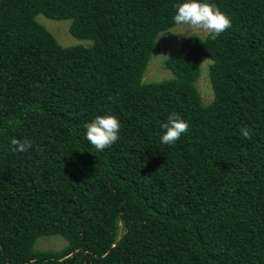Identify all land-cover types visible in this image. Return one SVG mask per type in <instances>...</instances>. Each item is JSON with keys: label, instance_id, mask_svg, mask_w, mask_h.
I'll return each mask as SVG.
<instances>
[{"label": "trees", "instance_id": "16d2710c", "mask_svg": "<svg viewBox=\"0 0 264 264\" xmlns=\"http://www.w3.org/2000/svg\"><path fill=\"white\" fill-rule=\"evenodd\" d=\"M176 2L0 0V264H264V0H211L231 27L149 80ZM106 113L120 138L98 151L85 125ZM172 113L189 127L164 145Z\"/></svg>", "mask_w": 264, "mask_h": 264}, {"label": "clouds", "instance_id": "9594fccd", "mask_svg": "<svg viewBox=\"0 0 264 264\" xmlns=\"http://www.w3.org/2000/svg\"><path fill=\"white\" fill-rule=\"evenodd\" d=\"M174 8L175 13L173 16V23L178 26H187V28L180 32L168 33L184 35V37H187L191 36L190 34H192L188 33V30L198 29L203 33L198 35L196 33L195 35L201 37L207 36V38L214 41L222 33L229 29L232 24L230 16L217 7L214 2H211V0H177ZM162 35L165 34L158 35L157 37ZM209 62L210 61L208 58H204L202 60V65L206 63V73L201 74L200 78L207 80L208 82L205 81V84L207 87L211 88L208 68ZM209 95L210 92H208L207 95L202 94L203 99L205 101H209L211 99V95L209 98H207ZM121 127V121L114 114L106 113L103 115H97L85 125V138L92 146L95 147L96 150L103 151L106 148H110L118 141L120 138ZM188 127V121L185 120L181 115L177 113L170 114L167 120L160 124V128L162 129L160 142L164 145L175 144L178 140H181L180 137L188 130ZM240 131L241 135H243L245 138L250 137V132L246 128H242ZM29 146L30 142L25 141L20 145L19 150H27ZM201 158L210 160L208 157L203 155L198 159ZM190 167L198 168L194 161L185 164V168Z\"/></svg>", "mask_w": 264, "mask_h": 264}, {"label": "rangeland", "instance_id": "374dc122", "mask_svg": "<svg viewBox=\"0 0 264 264\" xmlns=\"http://www.w3.org/2000/svg\"><path fill=\"white\" fill-rule=\"evenodd\" d=\"M37 18L54 34L57 41L61 45H63V46H71V45H77V44L83 45V46L88 45V42H87L88 40L87 41L86 40H80V39H77L76 37H74L70 34V32H69L70 20H68V19H66V20H52V19H48L43 14H39ZM186 28H187V26L175 25L174 26V29H175L174 32H180L182 30H185ZM188 33H192L190 35H195L197 33V35H198V34L203 33V32L198 30V29H190V30H188ZM183 37H184V35L174 34L172 37L174 40L173 42L169 38H166V40L161 42V46L163 48H162L161 52H159L156 55H155V53H156L155 52L153 54V56L151 57V59H152L155 55V57L153 58V61H152V65L149 67L147 73H145L146 74L145 78H147L149 80H158V79L164 78V77L169 75V71L166 69L163 70V68L160 65V62L163 58H165L166 55H168L172 51H176L180 47V44H181L180 41H183V39H182ZM170 44H172L174 46H172ZM203 73L204 74L206 73V63H204L202 65V73L201 74H203ZM205 81H207V80H203L200 78L199 86L203 89V92H202L203 95H207V93L210 92V88L207 87V85L205 84ZM210 95H211V92H210ZM210 95L207 98H209ZM56 238H62V237L57 236ZM42 239H44V238H40L39 240H42Z\"/></svg>", "mask_w": 264, "mask_h": 264}]
</instances>
